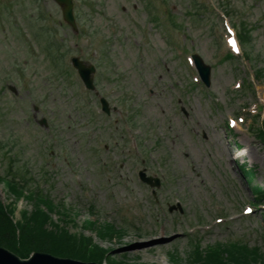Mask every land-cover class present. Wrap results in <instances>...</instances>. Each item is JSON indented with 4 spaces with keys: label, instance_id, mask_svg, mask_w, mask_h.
Here are the masks:
<instances>
[{
    "label": "rangeland",
    "instance_id": "obj_1",
    "mask_svg": "<svg viewBox=\"0 0 264 264\" xmlns=\"http://www.w3.org/2000/svg\"><path fill=\"white\" fill-rule=\"evenodd\" d=\"M77 1L85 21L75 34L53 0H0V176L12 169L43 180L55 204L77 213L63 226L112 250L103 264H193L192 239L203 249L240 242L264 264V208H253L260 200L251 189L264 186V145L249 130L264 106V0ZM221 1L235 17L222 19ZM240 21L250 28L249 60L224 61L226 28L238 32ZM194 53L212 67L209 88L189 62ZM72 57L99 63V96L85 89ZM143 168L161 179L156 196L138 178ZM1 199L14 200L7 191ZM178 202L183 212L169 211ZM86 220L126 233L101 239L84 231Z\"/></svg>",
    "mask_w": 264,
    "mask_h": 264
},
{
    "label": "trees",
    "instance_id": "obj_2",
    "mask_svg": "<svg viewBox=\"0 0 264 264\" xmlns=\"http://www.w3.org/2000/svg\"><path fill=\"white\" fill-rule=\"evenodd\" d=\"M240 37L243 43L247 42L246 28L243 29ZM258 136L264 141V128L259 130ZM11 172L12 169L8 176L0 177V184L3 183L9 194L16 198L15 202L6 206L0 201V247L7 248L21 258H27L33 252H46L58 257L99 264L109 259L111 249H103L99 244L94 243L91 236L71 233L52 221L51 213L55 211L56 206L46 196L45 188L38 184V180L26 179L19 172L14 174ZM252 191L260 202L264 200V186L252 187ZM21 199L32 204L33 209L20 211V219L16 220L17 201ZM69 220L72 221L71 218ZM88 225L87 228L92 227L102 239L109 237L112 239L115 235H121V232L110 224L98 227L88 221ZM196 257L200 264H254L260 259L256 250L252 252L248 247L237 243L229 246L221 245L217 251L210 252L206 257L198 252Z\"/></svg>",
    "mask_w": 264,
    "mask_h": 264
},
{
    "label": "water",
    "instance_id": "obj_3",
    "mask_svg": "<svg viewBox=\"0 0 264 264\" xmlns=\"http://www.w3.org/2000/svg\"><path fill=\"white\" fill-rule=\"evenodd\" d=\"M56 1L63 8V14H64L65 21H67L74 28H76L74 17H73L72 0H56ZM197 63L199 65V69L202 73L203 78L208 83L209 67H203L201 60L199 58L197 59ZM75 65L79 69L87 87L93 88V79H92L91 73L94 71V69L92 67L85 68L78 61H76ZM140 175L144 181L151 183L153 185L151 178H146L145 174L143 172ZM156 184L159 185L158 181ZM43 259L45 261L51 260V261H53L55 263H59V264H95V263H84V262H80V261L72 260V259L58 258V257H55L53 255L46 254V253H34L29 260H23V259L19 258L18 256H16L15 254H13L12 252H10L9 250H7L3 247H0V264H28V263L41 264V261Z\"/></svg>",
    "mask_w": 264,
    "mask_h": 264
},
{
    "label": "bare ground",
    "instance_id": "obj_4",
    "mask_svg": "<svg viewBox=\"0 0 264 264\" xmlns=\"http://www.w3.org/2000/svg\"><path fill=\"white\" fill-rule=\"evenodd\" d=\"M28 264H31V263H28ZM41 264H59V263H55L51 260H48V261H45L44 259L41 261Z\"/></svg>",
    "mask_w": 264,
    "mask_h": 264
},
{
    "label": "snow or ice",
    "instance_id": "obj_5",
    "mask_svg": "<svg viewBox=\"0 0 264 264\" xmlns=\"http://www.w3.org/2000/svg\"><path fill=\"white\" fill-rule=\"evenodd\" d=\"M234 46V45H233Z\"/></svg>",
    "mask_w": 264,
    "mask_h": 264
}]
</instances>
